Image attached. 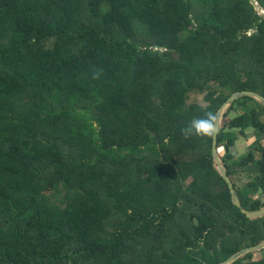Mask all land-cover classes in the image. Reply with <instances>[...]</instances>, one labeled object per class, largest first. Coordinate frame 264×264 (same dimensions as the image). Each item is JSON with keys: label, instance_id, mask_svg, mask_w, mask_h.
I'll list each match as a JSON object with an SVG mask.
<instances>
[{"label": "trees", "instance_id": "1", "mask_svg": "<svg viewBox=\"0 0 264 264\" xmlns=\"http://www.w3.org/2000/svg\"><path fill=\"white\" fill-rule=\"evenodd\" d=\"M263 10L0 0V264H220L263 242L264 216L233 204L213 137L180 132L203 115L189 92L205 90L215 115L236 91L264 97ZM225 113L218 152L260 210L264 106L243 96ZM232 264H264V250Z\"/></svg>", "mask_w": 264, "mask_h": 264}, {"label": "water", "instance_id": "2", "mask_svg": "<svg viewBox=\"0 0 264 264\" xmlns=\"http://www.w3.org/2000/svg\"><path fill=\"white\" fill-rule=\"evenodd\" d=\"M243 96H247L250 98L255 99L256 101H258L261 105L264 106V97L256 92L253 91H236L234 93H232L226 100L225 102L219 107V109L217 110V132L216 134L213 136V147H212V154H213V159H214V163L215 166L219 172V174L224 178V180L226 181V183L228 184L230 191H231V196H232V202L235 206H237L238 208L241 209L242 213H244L248 218L250 219H255V218H260L264 216V208L257 210V211H249L247 209H245L243 207V205L241 204V201L239 199V196L233 186V183L229 177V175L227 174L226 168L224 166L223 160L218 152L217 149V135L219 133V130L221 128V121H222V117H223V112L224 110H226L235 100L239 99L240 97ZM264 250V241L261 242L260 244L256 245V246H252V247H248L245 249H242L240 251H238L237 253H235L233 256H231L230 258L226 259L225 261L221 262L220 264H232L233 262H235L236 260H238L239 258L245 256L248 253H253V252H258V251H262Z\"/></svg>", "mask_w": 264, "mask_h": 264}, {"label": "clouds", "instance_id": "3", "mask_svg": "<svg viewBox=\"0 0 264 264\" xmlns=\"http://www.w3.org/2000/svg\"><path fill=\"white\" fill-rule=\"evenodd\" d=\"M255 6H258L257 4ZM264 13L263 11H260ZM203 115L193 118L186 125L181 127V135L185 139L192 137L211 138L217 132V117L213 111L208 110L207 101L201 103Z\"/></svg>", "mask_w": 264, "mask_h": 264}, {"label": "rangeland", "instance_id": "4", "mask_svg": "<svg viewBox=\"0 0 264 264\" xmlns=\"http://www.w3.org/2000/svg\"><path fill=\"white\" fill-rule=\"evenodd\" d=\"M253 4L255 5L256 3L254 1H252ZM259 14H262L264 15V13L258 11ZM205 91V90H204ZM204 91H199V92H189L188 94V101H195V102H199V103H202L204 100V94L205 92ZM226 110H224V114H223V117H222V121H221V124L223 125L225 122L229 121L230 118L226 117ZM236 115H239V113H234L231 115V118L233 117H237ZM246 134L248 135H251V134H254V130L253 129H250L248 132H246ZM254 142H255V138L254 137H251L249 139H245V138H241L237 141V143L235 144V147L233 148V152H235L236 156L237 157H243L244 155L247 154L248 150L251 148V149H254ZM264 144V142L262 143Z\"/></svg>", "mask_w": 264, "mask_h": 264}, {"label": "crops", "instance_id": "5", "mask_svg": "<svg viewBox=\"0 0 264 264\" xmlns=\"http://www.w3.org/2000/svg\"><path fill=\"white\" fill-rule=\"evenodd\" d=\"M264 199V198H263ZM264 202V201H263Z\"/></svg>", "mask_w": 264, "mask_h": 264}]
</instances>
